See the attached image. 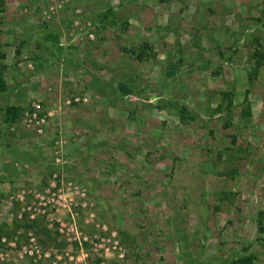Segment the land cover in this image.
<instances>
[{
  "label": "rangeland",
  "instance_id": "rangeland-1",
  "mask_svg": "<svg viewBox=\"0 0 264 264\" xmlns=\"http://www.w3.org/2000/svg\"><path fill=\"white\" fill-rule=\"evenodd\" d=\"M0 81V264H264V0H2Z\"/></svg>",
  "mask_w": 264,
  "mask_h": 264
},
{
  "label": "trees",
  "instance_id": "trees-1",
  "mask_svg": "<svg viewBox=\"0 0 264 264\" xmlns=\"http://www.w3.org/2000/svg\"><path fill=\"white\" fill-rule=\"evenodd\" d=\"M1 1L2 0H0V2ZM261 57H262V55L256 56V58H261ZM119 86H121V84H119ZM0 88H1V81H0ZM120 89L122 92H125V89H123L121 87H120ZM15 111H16V109L14 107H7L4 114H5L6 118H11L12 116H14ZM258 222H257V224H258ZM262 230H263V226L258 224L257 231L261 232ZM225 264H254V263L252 262V256L249 254V255H242L240 257L233 258V259L227 261Z\"/></svg>",
  "mask_w": 264,
  "mask_h": 264
}]
</instances>
